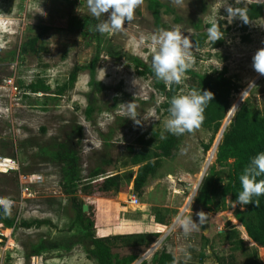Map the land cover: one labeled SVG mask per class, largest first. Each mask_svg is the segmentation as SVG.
Wrapping results in <instances>:
<instances>
[{
  "label": "rangeland",
  "instance_id": "rangeland-1",
  "mask_svg": "<svg viewBox=\"0 0 264 264\" xmlns=\"http://www.w3.org/2000/svg\"><path fill=\"white\" fill-rule=\"evenodd\" d=\"M159 1L163 4L159 26L154 25L143 2L136 9L134 19L125 23L123 32L102 35L95 27L99 20L88 12L87 0H0V84L1 79L10 77L16 86L15 92L5 86L0 89V151L12 152L18 160L19 172L39 174L42 178L41 183L28 188V195L21 200L17 189L0 184V190L10 189L3 197L12 202L9 215L15 213V221L48 218L51 222V225L27 229L4 230L2 227L0 245L6 249L0 264H95L85 257L79 245L68 252L52 249L37 257L28 255L30 247L42 239L56 241L79 231L70 228L73 221L71 196L81 206L85 205L83 212L92 219L95 236L158 232L146 247L116 244L113 251L120 255L137 254L131 264L148 263L151 255L161 249L169 252L175 262L188 261L189 257L203 252L205 262L212 263V255L226 257L229 252L227 240L210 241L215 232L234 227L241 234L240 225L233 218L236 204L226 198L221 202L218 195L215 205L203 210L206 221L191 236H184L176 217L181 213L193 214V220L198 222L196 213L200 210L193 207V198L202 176L213 162L215 149L208 161L211 150L232 118L231 115L227 119L230 110L233 114L245 99L254 110H259L264 101V76L252 68L254 53L264 47V9L262 15L242 31L239 18L231 22L227 19L222 7L224 0ZM228 3L234 4L235 0ZM165 7L170 8L171 13L165 12ZM108 15H102L104 20ZM218 22L227 30L221 43L211 47L207 24ZM46 23L50 24L49 29L30 45L28 40ZM172 28H179L192 41L189 71L201 74L225 66L227 75L240 85L218 132L206 151L203 145L210 136L206 129L181 135L172 154L161 161L155 174L147 178L138 192L132 190L130 182H123L119 193H104L93 187L83 190L81 181L86 180L88 167L100 157L108 160L103 174L126 173L127 170L133 174L136 166L129 164V158L132 151L141 147L138 140L146 139L152 130L164 131L163 121L168 113L161 107L163 96L149 77L135 75L130 57L137 56L151 65L152 45L147 38L160 29ZM196 33L206 35L200 47L192 40ZM244 33L248 34V39L241 41ZM141 36L145 37L143 43L134 49L130 42ZM95 50L99 53L94 71L98 90L89 85V75L84 69L77 73L70 88L55 93L67 79L71 67L87 64ZM186 77L187 72L183 80ZM35 78L43 79L49 86L48 93H31L25 88ZM129 102L136 105L140 124L125 116ZM88 106L91 111L86 115ZM66 137L77 142L74 148L82 177L71 195L63 193L58 182H62L61 165L52 158L56 143ZM225 174L224 170L223 178ZM132 195L137 200L134 205L129 201ZM165 218L167 223L161 224L160 220ZM257 257L264 264V248L257 249Z\"/></svg>",
  "mask_w": 264,
  "mask_h": 264
},
{
  "label": "trees",
  "instance_id": "trees-1",
  "mask_svg": "<svg viewBox=\"0 0 264 264\" xmlns=\"http://www.w3.org/2000/svg\"><path fill=\"white\" fill-rule=\"evenodd\" d=\"M146 9L150 12L153 23L159 26L160 23V9L163 4L159 0H144ZM247 18L251 22L259 18L264 9V0H251L246 6ZM165 12H170L168 7H165ZM179 20L178 17L174 18ZM73 18L70 19V21ZM223 34L227 28H222L218 22ZM211 24H207L209 27ZM248 23L239 21V28L245 31ZM50 27L49 23L43 26L38 34L28 40L32 45L37 38L43 35ZM99 40V37H95ZM206 39L204 33H196L192 38L194 45L200 47ZM222 39V38H221ZM221 39L211 42V47H216L221 43ZM248 34L241 35V41H246ZM98 51L95 50L92 59L84 65H73L67 75V79L61 84L55 93L60 94L64 89L70 88L76 75L80 70H87L89 75L88 83L94 90H98V83L94 81V71L98 59ZM133 72L137 76L149 77L152 80L153 87L163 96L161 107L166 113L169 107V101L173 95L185 94L189 90L195 88L204 91L209 90L213 93V101H210L204 111V120L200 128L209 131L210 136L208 142L203 145V151H206L215 134L218 132L221 121L223 120L227 111H229L231 99L240 88V85L231 77L227 75V69L222 66L218 70H211L205 73H194L187 70V77L180 84L165 85L164 82L156 79L151 65L146 64L137 56L130 57ZM25 88L31 92L48 93L49 86L42 78H35L29 82ZM248 99L242 101L239 106L232 113L231 110L227 119L232 115L231 120L223 130L221 128V136L217 139L216 146L213 147L210 153L209 160L212 159L213 151L214 159L206 173L202 176L197 192L193 198V207L196 210H210L215 205V197L218 195L220 201L226 198L229 203H235L236 207L233 211V218L238 222L241 229V234L234 227L227 231H217L212 236L210 241H224L227 240L228 255L215 256L212 255L213 262L206 263V254L203 252L196 253L195 257H190L188 261H174L173 256L161 249L151 255L148 263L142 261L139 264H261L257 257V249L264 247V196L253 197V202L244 205H239L237 194L241 191L239 176L243 169L250 163L252 157L260 152H264V101L259 110H254L249 104ZM91 107L85 109V114L88 115ZM226 119V120H227ZM225 120V121H226ZM224 126V125H223ZM148 137L138 141L142 144L141 147L132 151L129 158V164L136 166L135 172L132 174L131 170L126 173L103 174L104 166L108 164V160L100 157L92 166L88 167L86 176L81 182L80 187L83 190L94 188L96 191L107 193L113 191L121 192L123 182L125 184L131 183L132 190L138 192L148 177L155 174L161 165V161L168 158L176 147L178 138L180 136L173 135L166 131L158 132L152 130L147 133ZM163 134L164 138H161ZM73 135V134H72ZM74 136V135H73ZM72 137H66L55 145L52 153V158L59 163L60 178L59 184L62 191L66 195H71L74 192L75 186L80 183L79 158L74 145L77 142L71 140ZM2 146L6 147L4 142ZM150 145V148L148 147ZM2 156L13 157L12 152H1ZM226 172L224 178L223 172ZM11 175V176H7ZM7 174L0 173V184L6 188L17 189V173L10 172ZM97 178L100 180L95 181ZM257 179H264V175L257 177ZM92 181V182H91ZM94 181V182H93ZM124 184V185H125ZM10 189L0 190V197L4 193H8ZM91 190V189H89ZM258 201V204L255 203ZM71 208L73 209V221L70 228L75 227L79 229L77 233L69 234L56 241H49L47 239L40 240L37 244L30 247L28 255L37 257L41 252H47L52 249H59L65 252L76 248L79 245L84 252L87 259L92 260L95 264H131L137 258V254L130 252L120 255L113 251L116 244L122 246H143L146 247L159 234L154 232H134L124 234H112L95 236L92 232V219L81 210V203L76 202L74 197L70 198ZM166 220H160L161 224L167 223ZM0 224L4 228H30L39 227L40 225H51L48 218H32L31 220L15 221V213L11 215L5 214L3 208H0ZM226 258H228L226 260ZM243 262L241 263V261Z\"/></svg>",
  "mask_w": 264,
  "mask_h": 264
},
{
  "label": "clouds",
  "instance_id": "clouds-1",
  "mask_svg": "<svg viewBox=\"0 0 264 264\" xmlns=\"http://www.w3.org/2000/svg\"><path fill=\"white\" fill-rule=\"evenodd\" d=\"M143 2L144 0H87V8L89 14L99 20L95 27L100 34H115L125 30V23L134 19L136 9ZM247 2L248 0H235L234 4H230L228 0H224L222 7L226 10L227 19L231 22L232 19L239 18L249 23L246 7L235 6L246 5ZM105 13H109L108 18L101 21V16ZM41 14H44L43 10ZM207 34L212 43L223 37L218 23H212L207 28ZM144 39L145 37L141 36L139 40L133 39L130 44L134 49H138ZM147 39L152 45L151 68L156 79L164 82L165 85L180 84L186 71L192 67L191 39L179 28L160 29ZM252 68L256 73L264 76V47L257 49L254 53ZM210 101H213V93L209 90L201 91V89L193 88L185 94L173 95L167 109L168 117L163 121L164 131L176 136L194 133L201 127L205 108ZM135 108L134 103H127L125 116L136 124H140ZM161 138H164L163 134ZM261 175H264V152L252 157L239 176L241 191L237 194L236 202L242 207L253 202V197L264 196V179H257ZM255 203L258 204V201ZM11 206L12 202L8 198L0 197V207L5 214L10 212ZM196 216L198 222L193 220V214L181 213L176 217V222L185 237L191 236L207 219L206 212L203 210L198 211Z\"/></svg>",
  "mask_w": 264,
  "mask_h": 264
},
{
  "label": "built area",
  "instance_id": "built-area-1",
  "mask_svg": "<svg viewBox=\"0 0 264 264\" xmlns=\"http://www.w3.org/2000/svg\"><path fill=\"white\" fill-rule=\"evenodd\" d=\"M70 1H77L80 2L81 0H70ZM7 87L11 91H16V86L12 80V78H3L1 79L0 89ZM19 164L18 160L15 157L10 156H1L0 155V173L1 174H7L10 172H16L17 173V185L19 190V200H21L24 196L28 195V188L31 185L39 184L42 181V178L39 174L35 173H21L19 172ZM131 204H135L137 202L136 198L132 195L129 199ZM3 226L0 224V229ZM6 228H4L5 230ZM8 229V228H7ZM3 235L0 232V236ZM0 243H1V237H0ZM6 249V246L0 245V260L3 251Z\"/></svg>",
  "mask_w": 264,
  "mask_h": 264
},
{
  "label": "water",
  "instance_id": "water-1",
  "mask_svg": "<svg viewBox=\"0 0 264 264\" xmlns=\"http://www.w3.org/2000/svg\"><path fill=\"white\" fill-rule=\"evenodd\" d=\"M104 20V16H102V18H101V21H103ZM220 136H221V134H220ZM216 144H217V142H216ZM216 144H215V146H216ZM215 149V148H214ZM81 210L82 211H84L85 210V205H82L81 206Z\"/></svg>",
  "mask_w": 264,
  "mask_h": 264
},
{
  "label": "bare ground",
  "instance_id": "bare-ground-1",
  "mask_svg": "<svg viewBox=\"0 0 264 264\" xmlns=\"http://www.w3.org/2000/svg\"><path fill=\"white\" fill-rule=\"evenodd\" d=\"M6 234V233H5Z\"/></svg>",
  "mask_w": 264,
  "mask_h": 264
},
{
  "label": "crops",
  "instance_id": "crops-1",
  "mask_svg": "<svg viewBox=\"0 0 264 264\" xmlns=\"http://www.w3.org/2000/svg\"><path fill=\"white\" fill-rule=\"evenodd\" d=\"M264 248V247H263Z\"/></svg>",
  "mask_w": 264,
  "mask_h": 264
}]
</instances>
